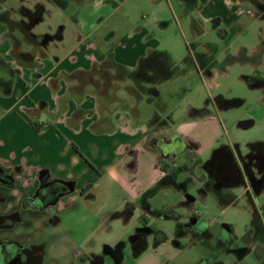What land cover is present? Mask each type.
Here are the masks:
<instances>
[{
  "label": "crops",
  "instance_id": "crops-1",
  "mask_svg": "<svg viewBox=\"0 0 264 264\" xmlns=\"http://www.w3.org/2000/svg\"><path fill=\"white\" fill-rule=\"evenodd\" d=\"M48 1L57 7L62 4L61 0H0V173L8 175L10 180L9 184L0 182V243L42 245L31 253L23 251L22 262L17 264H98L94 263L98 254L104 256L99 264H114L112 253L103 250L114 249L122 242L125 245L121 263L125 264H129L127 250L134 257V264L201 261L203 253L187 243H183L186 250L176 256L163 254L162 249L169 244L183 248L172 243L174 232L163 227L151 224L165 238L156 242L152 232L145 246L139 249L133 247L129 237L145 221L146 214L157 216L150 202L156 192L171 187L178 189L175 183L185 176L197 180L200 186L211 180L205 168L211 155L204 161L199 156L223 138L221 112L242 101L237 99L227 107L214 102L207 114H195L186 107L179 118H174L155 109L152 103L156 98L148 101L147 96L132 90L130 84H117L103 93L98 81L107 71L100 76H96V71L104 69L110 75L115 74L116 77L104 78L111 85L114 80L124 79L110 71L117 69L111 66L112 60L130 70L157 49L146 41L149 35L146 26L153 20L167 26L168 21L155 17L168 6L173 15L180 12L184 18L191 17L190 27L186 25L191 37L186 39L188 51L191 48L198 59L201 76L214 82L218 73L229 71L223 68L217 72L214 67L207 72L203 70L199 54L218 61L220 56L215 42H198L207 32L202 23L214 22L213 32L223 36L220 24L232 29L244 12V2L254 7L247 11L260 17L258 0H136L154 16L152 21L144 19L136 25L129 23L132 0H70L77 5L73 19L78 40L73 44L67 43L66 26L59 21L39 32L40 23L46 20ZM37 4L43 5L39 16H35ZM115 15L124 16L129 26L126 34L116 47L107 42L97 46L91 37ZM110 29L108 34L113 35L115 28ZM260 40L251 49L241 46L233 51L227 46L225 52L231 65L250 64L251 72L242 73L241 78L257 91L258 97L261 94L254 110L238 122L239 136L227 138L239 144L242 154L249 150L264 154V38ZM186 56L185 66L193 65L184 61ZM184 69L177 67L175 72ZM255 77L259 80H254ZM124 94L132 96V101L122 98ZM122 102L123 109L119 110L115 103ZM189 105L199 109L205 103L199 107ZM175 135L181 136L183 149L166 151L165 143ZM193 167L199 169L197 174ZM251 168L250 175L245 171L237 178L231 174L220 187L207 189L214 192L222 206L235 205L247 191L251 195L247 197L252 209L245 232L236 235L234 243L220 237L223 242L218 251L225 255L226 264L236 255L237 264H264V181L262 172L254 165ZM170 175H174V182ZM53 184L61 185L58 192L40 204L37 192ZM182 200L184 206L193 202L183 204ZM188 212L162 217L173 218L178 223L196 216ZM254 213L260 215L256 222ZM114 221L128 226L129 236L118 242H105L103 250H97L95 237L112 229ZM8 222L11 225L5 226ZM207 231L203 236L212 237V232ZM203 236L190 240H200ZM200 243L204 245L203 241ZM208 251L212 255L215 250Z\"/></svg>",
  "mask_w": 264,
  "mask_h": 264
},
{
  "label": "rangeland",
  "instance_id": "rangeland-1",
  "mask_svg": "<svg viewBox=\"0 0 264 264\" xmlns=\"http://www.w3.org/2000/svg\"><path fill=\"white\" fill-rule=\"evenodd\" d=\"M61 2L62 4L58 7L52 1L47 2L49 9L47 8L46 20L40 23L38 30L39 32H44L56 21H59V24H65L66 26L67 43L71 42L70 44H73L78 40V28H76V22L73 19V15L77 11V5L74 1L70 0H61ZM130 2L132 5L129 7V23L136 25L144 19L153 20V13L147 11L143 4L136 0ZM244 5V12L237 19L232 29L224 23L220 24L219 28L222 29L223 36H219L218 33L213 32L212 26L214 22L202 23V27L207 32L198 39V42L202 40L215 42L216 46H218V56H220V65L214 67L215 71L222 72L221 70L223 68L229 71V73H218L214 82L210 78L201 76L195 66H185L183 62V57L188 53L186 39L189 40L191 38L189 36V28H186V25L187 27L191 25V17L187 16V18H184L180 12L173 15V11L166 6L165 9L157 14L155 19L168 21V25L163 26L159 22L155 23L153 20L146 26L149 31L146 41L154 45V48L170 51L177 67H185L184 71H176L172 78L157 85L159 95L156 97L155 102L152 103L155 109L160 110L163 114L165 113L166 116L172 115L174 118H179L181 111L188 107L189 104L199 107L206 103L209 96L213 98L222 96L226 100L240 99L242 101L241 104L224 109L221 112L225 129L224 136L215 147H212L209 151L199 156L203 161L208 159L212 154V150L218 148L227 140L228 136H239L241 130L237 128L238 122L243 115H247L248 112L254 110L255 101L261 98V94L258 97L257 91L251 89L248 83L241 78L242 73L251 72L250 64L241 65L240 63H234L231 65L230 58L225 55L227 46H230L233 51H236L241 46H246L248 49H251V47L260 43L262 37L264 38V18L255 16L254 13L247 11L248 9L254 10L252 4L244 2ZM176 8L178 9V6ZM111 26L115 28L113 35L108 34L112 30L110 29ZM128 27L124 16L119 17L115 15L106 21L91 39L98 43L97 46H102L101 44L107 42L113 47H116L126 34ZM110 71L112 73H118L117 76L120 78L124 77L118 69H111ZM105 72L106 78L116 77L115 74L110 75L108 70L104 69L97 70L96 76L104 75ZM105 77L98 81L99 89L103 93L107 92L111 86L112 88H116L117 84L122 86L126 84L132 85L133 83L131 78L125 77L124 79L114 80V84L111 85V82H107L104 79ZM120 89H123V87ZM110 94L112 95L111 92ZM141 95L146 97L147 93H141ZM122 98H127L129 102L133 99L128 94H124ZM113 100H115V97ZM123 104V102L121 104L115 103V106L121 110L123 109ZM194 165L195 163L193 162ZM193 170L194 174H197L199 171L197 167H193ZM185 178L186 176L183 179ZM199 188L200 185L197 180L188 181V191L195 196V200L189 206H184L180 203L182 198L181 190L174 187L159 190L150 199V202L156 210L173 209L172 214L176 213L181 215L188 211L189 215L190 213H195L198 216V226L200 229L202 231L210 230L212 237L203 236L200 240H194L192 242H188V239L184 237L180 239V242L182 244L184 243V245L188 242L187 246H191L201 254L203 253L202 256L204 259L201 261H213L217 257H225L222 251H218L221 248L219 241L222 239L220 237L225 240L229 239L231 243H234L236 235H241L245 232V228L248 226V221L251 217L252 205L244 196L242 198L239 197L235 205L222 206L213 191L206 190L205 193L201 194L198 192ZM238 191L239 189H237L236 193ZM145 218L144 220L149 221L153 226L163 227L172 233L177 226V221L173 218L151 216V214H146ZM224 224H229L231 228L227 229ZM128 228L121 221H114L112 229L103 231L98 237H95L97 250L102 251L105 242H118L123 238L127 239L130 234H126ZM202 241L204 245H201L200 242ZM209 249L215 250L212 252V255L208 251ZM185 250V246L183 248H177L169 244L162 249V253L173 257ZM127 255V262L134 264V257L130 254L129 250H127Z\"/></svg>",
  "mask_w": 264,
  "mask_h": 264
},
{
  "label": "flooded vegetation",
  "instance_id": "flooded-vegetation-1",
  "mask_svg": "<svg viewBox=\"0 0 264 264\" xmlns=\"http://www.w3.org/2000/svg\"><path fill=\"white\" fill-rule=\"evenodd\" d=\"M256 5L258 9L260 10V18H264V0H258L256 2ZM191 49V48H190ZM189 49L187 56L185 57L184 61L190 64H193L198 71H200V66L198 64V59H196L195 54ZM199 60L203 66V70L205 72L209 71L212 67H216L220 65V61H218L215 57H208L205 58L203 55H198ZM254 80H259L257 77L254 78ZM214 102L218 103L220 106H230L237 102V99L235 100H226L222 96H217L214 98L208 97L205 105L199 109L196 108H190V105L188 106L190 112H194L195 114H207L210 112V110L213 108ZM166 151H181L184 147V142L181 140L180 135H175L172 137V139L165 143ZM232 155L234 158H231ZM237 161V166L234 164V161ZM238 160H241L242 163L238 162ZM256 166L259 171L262 172V180L264 181V154L259 152H253L251 150L247 151L245 154L241 153V150L239 148V144L234 141H224L218 148H215L212 152L210 158L205 163V168L209 171L211 180H208L205 184L201 185L198 189V192L205 193L206 190L210 187H220L222 183H224V179H227L228 175H234V177L237 175L239 176V173H242V171H245L248 175L252 172V166ZM174 175H170L169 177L174 182ZM192 180L191 177L186 176L185 179H182L180 181H177L175 184L183 193L182 196V203L188 204L191 201L195 200V196L191 194L188 191V181ZM0 182L8 183L10 182L8 175H4L0 173ZM61 185L59 184H53L51 186L45 187V189H41L37 192V198L40 201V204H44L47 200L46 198L54 196ZM223 197H227V194L222 195ZM246 198L251 197L250 193L247 191L244 193ZM154 214H156L158 217H164L166 212H163L162 210H155L153 211ZM260 218V215H257V220ZM5 226L11 225L10 222L4 224ZM199 225V220L196 218V216L191 215L185 218L182 221H179L177 223V226L174 230V233L172 235L171 241L173 244L178 246H183V244L180 242L181 238L186 237V239H189L194 236H203L208 234L207 230H201ZM150 227V229H149ZM138 230L132 235L133 241L131 244L135 249H139L145 246L146 244V238L147 236L154 232L155 234V241L156 239H159V241L163 240V232H161L158 229H154L151 224H149L146 220L141 222V224L137 227ZM165 235V234H164ZM187 242V243H188ZM226 242H231L229 239L226 240ZM125 245V242L119 243L116 248H105L103 252H111L114 257V264H125L121 263V260L123 258V252L122 247ZM41 244H30L28 246H23L17 243H0V264H17L22 262L21 255L23 251L30 252L32 250H39L41 249ZM236 251V250H235ZM239 252V251H238ZM103 254H98L94 258V263H100L103 260ZM239 256L236 255L233 256L232 262L228 264H237V258ZM203 260V259H202ZM165 264H176L173 262H167ZM194 264H226L223 261V257H217L213 261L205 260L196 262Z\"/></svg>",
  "mask_w": 264,
  "mask_h": 264
},
{
  "label": "trees",
  "instance_id": "trees-1",
  "mask_svg": "<svg viewBox=\"0 0 264 264\" xmlns=\"http://www.w3.org/2000/svg\"><path fill=\"white\" fill-rule=\"evenodd\" d=\"M26 11V10H25ZM43 11V5L37 4L35 6V16H39ZM116 67L124 77H129L133 81L131 89L136 93H147V100L153 101L159 95L157 85L161 82L169 79L177 70L171 54L166 50L154 49L150 51L147 55L142 57L135 68L126 69L112 60L111 66ZM118 66V67H117ZM166 217L174 216L171 212H166ZM253 221H257V214H253ZM224 226L230 229L229 224H224ZM165 235L163 233L162 238ZM159 239H156L158 242ZM222 243V240L219 241Z\"/></svg>",
  "mask_w": 264,
  "mask_h": 264
},
{
  "label": "water",
  "instance_id": "water-1",
  "mask_svg": "<svg viewBox=\"0 0 264 264\" xmlns=\"http://www.w3.org/2000/svg\"><path fill=\"white\" fill-rule=\"evenodd\" d=\"M231 158H234V156L232 155V157H231ZM234 164L237 166V161H236V160L234 161ZM149 229H150V227H149ZM137 230H138V228H136V229H135L134 233H135ZM134 233H133L132 235H134ZM132 235H131V236H132ZM131 236L129 237V241H130V242H132V241H133V239H132V237H131Z\"/></svg>",
  "mask_w": 264,
  "mask_h": 264
}]
</instances>
